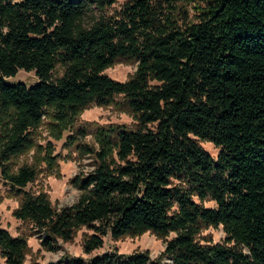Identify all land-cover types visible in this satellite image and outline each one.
Masks as SVG:
<instances>
[{
  "label": "trees",
  "instance_id": "obj_1",
  "mask_svg": "<svg viewBox=\"0 0 264 264\" xmlns=\"http://www.w3.org/2000/svg\"><path fill=\"white\" fill-rule=\"evenodd\" d=\"M116 1L0 0V177L19 198L13 217L47 251L86 227V254L105 236L149 231L173 234L162 252L171 264H264V0H126L116 15L84 26L92 6L103 11ZM188 2L200 5L198 19L179 22L176 3ZM118 59L137 62L122 82L104 73ZM19 70L37 81L9 83ZM116 98L137 126L102 130L99 150L78 145L94 163L71 179L80 192L73 204L56 208L26 190L34 167L7 172L49 109L62 121ZM210 226L221 227V242L197 239ZM26 249L23 236L0 229L4 264H24ZM46 264L158 261L111 251Z\"/></svg>",
  "mask_w": 264,
  "mask_h": 264
},
{
  "label": "rangeland",
  "instance_id": "obj_2",
  "mask_svg": "<svg viewBox=\"0 0 264 264\" xmlns=\"http://www.w3.org/2000/svg\"><path fill=\"white\" fill-rule=\"evenodd\" d=\"M126 0H117L113 5L103 11L91 7L84 17V26H89L100 16L109 17L116 15ZM200 5L196 2L176 3V15L178 21L187 20L196 22ZM179 9V10H178ZM137 69V62L131 59H118L108 67L104 73L116 81H125L132 77ZM62 69L57 67L55 76H59ZM9 83L23 82L25 85H32L37 81L33 72L19 70L15 76L7 79ZM52 109L42 123L33 132L29 144L15 157H12L7 172L13 173L22 165L34 167L37 171L36 179L26 186L34 194H44L56 208L73 204L80 192L72 184L71 179L75 176L88 173L92 169L93 158L79 152L78 145H87L99 150V132L109 126H123L128 130L135 129L137 121L134 114L122 102L116 98L108 106L89 105L85 107L73 119L67 118L62 121L56 120ZM77 129H82L84 135L81 137ZM74 135L76 139L70 137ZM70 137V139H69ZM200 145L212 157L218 153V149L211 143L199 141ZM50 150V151H48ZM109 151L114 156L113 146ZM49 153V154H48ZM7 185L0 177V229L7 230L11 236H23L27 241L24 264H46L55 262L63 256L81 257L89 259L94 255L104 252L115 251L128 254L131 252H147L150 260L158 261V264H171L166 257L162 256L165 241L173 234L166 237H158L152 232H140L134 235H127L119 240H112L109 236L103 238L101 248L89 254L83 251V240L91 235L92 231L81 227L75 231L69 242L58 241L59 248L56 251H47L40 245L38 235L30 229L28 223L13 217V210L18 207L19 198L8 196ZM11 195V194H9ZM205 207H213L214 202L205 199L200 202ZM197 239L202 242H221L224 234L221 227H205L200 230ZM0 264L3 259L0 257Z\"/></svg>",
  "mask_w": 264,
  "mask_h": 264
},
{
  "label": "built area",
  "instance_id": "obj_3",
  "mask_svg": "<svg viewBox=\"0 0 264 264\" xmlns=\"http://www.w3.org/2000/svg\"><path fill=\"white\" fill-rule=\"evenodd\" d=\"M170 262V261H169ZM171 263V262H170Z\"/></svg>",
  "mask_w": 264,
  "mask_h": 264
}]
</instances>
